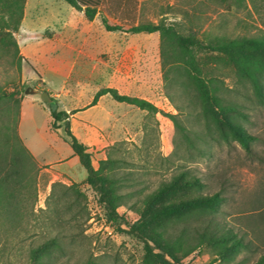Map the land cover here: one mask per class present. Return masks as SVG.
<instances>
[{
    "label": "rangeland",
    "instance_id": "rangeland-1",
    "mask_svg": "<svg viewBox=\"0 0 264 264\" xmlns=\"http://www.w3.org/2000/svg\"><path fill=\"white\" fill-rule=\"evenodd\" d=\"M4 3L0 15L6 14ZM97 9L89 17L65 0H25L17 30H0V144L10 150L24 145L32 156L26 179L34 176L19 190L17 221L0 210V264H30V250L52 237L58 245L49 248L45 264H143V242L126 223L139 219L136 209L146 193L183 169L201 179L203 193L224 197L207 217L232 229L245 246L220 258L202 245L177 264H254L264 252V76L260 96L215 45L264 38V0H106ZM102 12L122 23L172 26L190 37L202 76L217 84L225 101L236 106L237 122L254 136L249 150L218 136L184 85L182 68L167 70L170 38L160 31L107 30ZM28 87L39 92L25 93ZM102 87L146 99L158 110L148 112L110 94L91 104ZM42 91L68 113L71 131L86 145L95 168L109 171L112 157L115 176L130 177L120 181V220L106 217L98 194L84 181L86 170L76 155L69 159L64 121L51 128ZM54 181L78 183L83 195L60 184L52 188ZM176 220L168 216L165 222ZM203 221L192 217L187 224L192 229ZM183 225L177 223L174 231Z\"/></svg>",
    "mask_w": 264,
    "mask_h": 264
},
{
    "label": "trees",
    "instance_id": "trees-1",
    "mask_svg": "<svg viewBox=\"0 0 264 264\" xmlns=\"http://www.w3.org/2000/svg\"><path fill=\"white\" fill-rule=\"evenodd\" d=\"M77 9H83L89 17L94 16L98 11V6L106 0H65ZM5 0H0V8ZM25 0H9L5 4V15H0V30H17L23 15ZM101 20L107 30H123L130 32H154L160 31L162 35L170 38L172 45V61H168L167 70H184L188 86L201 106L205 117H209L217 127L218 136L223 139L231 138L238 141L241 146L249 150V142L254 136L247 132L235 118L238 113L236 106L225 101L219 93L217 84L211 79L202 76L199 69L195 53L191 45L194 43L190 37L178 34L172 26H164L154 23H122L114 17L103 13ZM10 33V31H7ZM178 52H176V48ZM215 48L233 61L240 76L251 81L256 93L263 95L261 90V76H264V38L245 40H222L215 45ZM103 94H110L115 100L127 102L145 109L148 112H155L158 108L150 101L120 94L113 87H102L96 91L91 104H94L98 97ZM50 115L52 117L51 128L60 127V122L64 121L63 130L68 139L73 153L78 157L80 164L86 170L84 181L98 194V200L104 204L106 217L116 222L121 219L117 207L124 202V194L120 191V181L129 180L130 177L124 175L117 178L113 168L115 159H107L109 171L103 172L102 168H95L91 161V155L86 145L80 141L71 131L68 113L57 110L56 103H48ZM170 117L174 115L169 114ZM174 121V120H173ZM175 124L178 122L174 121ZM178 126H180L178 124ZM183 129L182 126H180ZM184 137L187 134L184 133ZM32 164V156L22 144L15 148H8L7 144H0V210L8 212L6 217L9 221L16 222L19 218L18 209L22 201L19 198L21 187L29 186L34 181V176L26 179ZM31 182V183H30ZM60 184L66 189L74 188L76 194L83 195L77 189L78 183L66 185L54 181L52 188ZM204 183L190 170L183 169L175 173L169 180L161 182L154 190L146 193L140 200L141 205L136 209L139 219L132 223H126L127 231L143 242L145 249L143 264H177L181 257L187 256L191 251L199 246L205 245L216 251L220 258L232 256L245 246L243 240L237 236L229 227L225 225L213 224L210 214L219 210L224 197L219 192L203 193ZM182 192L181 195L173 197V194ZM9 210V211H8ZM14 210V212H13ZM168 216H174L176 221L168 224ZM203 217L202 224L192 227L187 224L190 218ZM183 222L180 230L174 231L177 223ZM167 223V224H166ZM191 230V231H190ZM56 238L52 237L41 243L30 251V264H45L49 260V248L57 246ZM254 264H264V252L258 257Z\"/></svg>",
    "mask_w": 264,
    "mask_h": 264
},
{
    "label": "water",
    "instance_id": "water-1",
    "mask_svg": "<svg viewBox=\"0 0 264 264\" xmlns=\"http://www.w3.org/2000/svg\"><path fill=\"white\" fill-rule=\"evenodd\" d=\"M32 92H37V90L33 89L32 87H28L27 89H25V93H32ZM40 97L46 103H54L55 102V100L49 95V93L47 91H42L40 93Z\"/></svg>",
    "mask_w": 264,
    "mask_h": 264
},
{
    "label": "crops",
    "instance_id": "crops-1",
    "mask_svg": "<svg viewBox=\"0 0 264 264\" xmlns=\"http://www.w3.org/2000/svg\"><path fill=\"white\" fill-rule=\"evenodd\" d=\"M33 89H35V90H37V92H34V94H36V93H38L39 91H38V89H36V88H33ZM41 93V92H40ZM33 98V97H32ZM35 98V97H34ZM30 100H32V99H30ZM50 113V112H49ZM19 129H20V123H19ZM77 137V136H76ZM78 138V137H77ZM79 139V138H78ZM81 141V140H80ZM72 150V149H71ZM74 153H73V151H72V153H71V157L69 158V159H71V158H74ZM78 158V157H77ZM68 159V160H69ZM65 161H67V160H65Z\"/></svg>",
    "mask_w": 264,
    "mask_h": 264
}]
</instances>
